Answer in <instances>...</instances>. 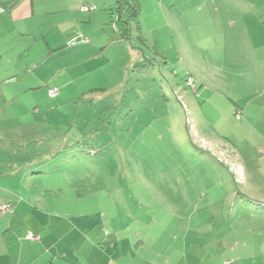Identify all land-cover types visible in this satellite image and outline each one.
I'll list each match as a JSON object with an SVG mask.
<instances>
[{"label":"rangeland","instance_id":"1","mask_svg":"<svg viewBox=\"0 0 264 264\" xmlns=\"http://www.w3.org/2000/svg\"><path fill=\"white\" fill-rule=\"evenodd\" d=\"M203 1L137 0L134 16L115 0H62L41 17L44 32L62 22L58 36L47 33L54 44L63 34L88 40L63 43L79 50L56 64L74 63L70 71L50 74L52 64L48 81L6 88H22L31 110L0 128L36 133L11 164L44 165L24 178L9 171L13 183L2 152L0 179L12 180L17 205L0 216L1 234L13 215L11 238L34 241L27 234L43 228L54 241L91 244L68 256L110 257L117 242L128 264H264V15ZM236 27L220 43L214 35ZM60 84L62 97L48 96Z\"/></svg>","mask_w":264,"mask_h":264},{"label":"crops","instance_id":"2","mask_svg":"<svg viewBox=\"0 0 264 264\" xmlns=\"http://www.w3.org/2000/svg\"><path fill=\"white\" fill-rule=\"evenodd\" d=\"M58 2H60V5L57 6V8H53ZM61 2L62 0H0V5L6 8L5 11L0 12V105L1 103L4 104L2 109L0 108V123H2L4 118L16 117L17 112H20L22 116L25 117V113L31 110V108L29 109V107H26L23 103L24 100L21 96L23 93L22 88L18 92L15 90H6L7 86H13L12 84H14L16 81H48L49 76L44 75L43 71L52 64L54 66L51 67V69L54 68V70H52L50 74H62L64 70L70 71L74 66V63L67 65L62 64L61 66H57L56 64L58 61H61V58H64V54L72 56L79 52L78 49H65L63 46V43L68 44L70 39L78 36H72L70 38V36L66 37L68 35L63 34L62 40L64 41L65 39V42H62L60 45L54 44L48 39L47 33L49 32H47V30L44 32L41 26L42 16H46V19H48L50 17L56 16V13L62 10ZM77 2L78 0H69V3L66 7H68L70 3L73 5ZM231 2L239 5V9L248 10L254 16L264 15V0H204L202 4H198L197 6L200 8L203 7L204 4H210V7H212L215 5V3H221L222 8L228 7V5L235 7ZM188 16L193 20L196 27L197 24H199L196 23V21H199L197 14L195 13L194 15H189L188 12L186 19ZM216 20L217 22H220V19ZM69 21L73 24L75 23L74 18ZM223 22L225 24L229 23L227 20ZM61 25L62 22H57L55 20L50 23L51 29H55L54 31H56L55 34L51 32L49 33L51 37L59 35L58 29H61ZM236 31L237 27L230 30L228 29V31L216 32L214 35L218 39L220 37H223L222 39H224L225 35H230ZM32 38L35 39V44L29 42V40ZM206 39L208 41L209 48L220 49V44L217 46L214 43L213 36H209ZM220 40L221 39H219V43ZM58 55H60V57L57 58ZM189 77L193 79L192 75ZM55 81L70 80H62L58 78ZM55 87L56 86H50L48 89ZM64 88L65 87L61 84L59 89L55 88L57 91V96L54 95V99L62 97L61 91ZM26 89L32 90L33 88L30 86ZM44 119L46 118L44 117ZM36 120H38V118H35L34 121L37 122ZM30 121L31 119L28 120L29 123ZM9 127L10 126L7 128H0V160L3 159L2 152L7 153L8 159H3V162H0L1 165L3 164L8 167L9 170H7V172L12 171L15 173L17 168L25 169L24 173L20 175L22 178H24L30 175L28 169L25 167H34V165H40L41 167V165H44V163H42L41 160H33L28 162L25 161L26 158L24 157L21 159L24 161V163L14 162L12 165L10 159L12 158V160H14L22 156V154H17V152L22 150L26 145V143H24L25 139L23 136L30 134V136H32L36 133L32 132L30 129L21 128V126L14 127L13 125V127ZM55 135L60 134L56 133ZM39 171L40 170H37L36 168V170H33L32 173L42 174ZM4 172L5 171L3 170V173ZM10 172L9 174H5L14 179L11 181L13 183L19 181L16 175H11ZM0 176H2L1 170ZM32 177H34V175H32ZM1 180L2 179H0V204L5 202H13V209L15 212L17 202L14 192H12L14 188L11 187V181L9 182L7 180L6 185H4ZM30 189V187H27L26 190ZM7 214L9 213L7 212L5 214H0V216H6ZM12 216L13 215L8 218V228L3 231V234L0 232V264H128L127 260L125 259V254L122 248L117 245V242L109 243V246L106 248V250L111 252L109 255L110 257L105 256V254L101 255L100 257H91V255L77 257L74 255L68 256L67 252L71 250L72 247L75 250L83 249V251L88 252V246L91 248V244L89 245L82 242L75 243L72 241L62 240L54 241L50 238L52 230L48 231L47 229L43 228L39 230L36 229L35 235H37L38 238L34 241L27 240L25 238H11L14 230L10 225V221L13 220ZM52 251H56V253L51 254ZM61 251L63 254H60Z\"/></svg>","mask_w":264,"mask_h":264},{"label":"trees","instance_id":"3","mask_svg":"<svg viewBox=\"0 0 264 264\" xmlns=\"http://www.w3.org/2000/svg\"><path fill=\"white\" fill-rule=\"evenodd\" d=\"M115 4H116V8L117 10H120L122 7H124V5H129L130 6V10L132 11V15L136 16L138 13V5H137V0H115ZM118 13H120V11H118ZM121 15V14H120ZM119 15V16H120ZM120 29H122V34L123 36L128 34V30L126 27V23L125 22H120ZM190 76V74L186 73L185 75V81L188 83L187 78ZM194 81V80H193ZM192 81V84H193ZM191 84V85H192ZM190 85V84H189ZM48 94H49V89H48ZM49 96H51L49 94ZM88 154L91 156H93L95 154V151H93L92 149L88 150ZM33 172V171H32ZM36 172V171H35ZM40 173H42L41 171H39ZM8 205L10 207V211L13 209V202H5V203H1V205ZM9 210L7 211L8 213H12L13 211L10 212ZM5 212V213H7ZM5 213H0V214H5Z\"/></svg>","mask_w":264,"mask_h":264},{"label":"built area","instance_id":"4","mask_svg":"<svg viewBox=\"0 0 264 264\" xmlns=\"http://www.w3.org/2000/svg\"><path fill=\"white\" fill-rule=\"evenodd\" d=\"M6 10V8L4 7V6H1L0 5V12H3V11H5ZM79 38H81L82 39V41L83 42H86L88 39L87 38H85V37H73L72 39H70L69 41H68V44H74V43H76L78 40H79ZM187 81H188V84H192V81H193V79L191 78V77H188L187 78ZM49 94L51 95V96H54V95H56L57 94V91H56V89L55 88H50L49 89ZM10 211V207L8 206V205H1L0 206V213H5V212H7V211ZM28 236V238H30V239H37L38 237H37V235H35V234H33V233H28L27 234Z\"/></svg>","mask_w":264,"mask_h":264}]
</instances>
